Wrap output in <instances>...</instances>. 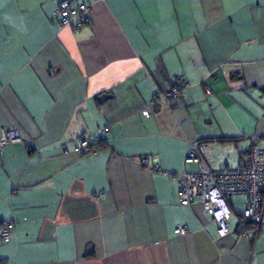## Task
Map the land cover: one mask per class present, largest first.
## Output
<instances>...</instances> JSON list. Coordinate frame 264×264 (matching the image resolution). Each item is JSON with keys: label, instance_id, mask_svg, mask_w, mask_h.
Listing matches in <instances>:
<instances>
[{"label": "crops", "instance_id": "0c3cea01", "mask_svg": "<svg viewBox=\"0 0 264 264\" xmlns=\"http://www.w3.org/2000/svg\"><path fill=\"white\" fill-rule=\"evenodd\" d=\"M60 1L0 0V125L22 137L0 148V264H264V226L218 240L140 161L196 172L185 156L205 141L212 168L233 167L264 144V0H98L77 33ZM176 75L172 109L158 95ZM100 127L97 155L72 150Z\"/></svg>", "mask_w": 264, "mask_h": 264}, {"label": "built area", "instance_id": "2783aa9c", "mask_svg": "<svg viewBox=\"0 0 264 264\" xmlns=\"http://www.w3.org/2000/svg\"><path fill=\"white\" fill-rule=\"evenodd\" d=\"M98 0H61L56 18L62 26H71L77 33L89 21V12ZM186 78L181 75L173 76L171 85L166 92L158 95V100L167 103L172 109L186 87ZM109 133L108 127H100L93 133H84L76 137L73 151L78 154L97 155L100 144ZM22 141L19 129L14 125H0V148L7 144ZM65 149L66 145H62ZM249 160L241 165L212 168L214 156L210 144L205 141L191 142L185 156V163L197 165L196 172L173 174L160 166L150 164L149 158L140 159L142 165L151 171H157L177 179V196L181 204L192 205L199 203L210 215V221H216L217 239H222L233 231L230 223L235 222L240 234H247L250 227L260 229L264 226V144L259 138L252 136L249 150ZM246 196L242 211L233 207L235 195ZM101 196V195H99ZM178 234H186L188 228L178 225ZM15 237V222L10 219L2 221L0 228V245L9 243Z\"/></svg>", "mask_w": 264, "mask_h": 264}, {"label": "trees", "instance_id": "16d2710c", "mask_svg": "<svg viewBox=\"0 0 264 264\" xmlns=\"http://www.w3.org/2000/svg\"><path fill=\"white\" fill-rule=\"evenodd\" d=\"M103 142H104V141H103ZM103 142H102V143H103ZM102 143L100 144V149H101V145H102ZM4 220H5V219H4ZM2 221H3V220H2ZM2 221H1V225H2Z\"/></svg>", "mask_w": 264, "mask_h": 264}, {"label": "rangeland", "instance_id": "374dc122", "mask_svg": "<svg viewBox=\"0 0 264 264\" xmlns=\"http://www.w3.org/2000/svg\"><path fill=\"white\" fill-rule=\"evenodd\" d=\"M243 207H240L239 209L241 210Z\"/></svg>", "mask_w": 264, "mask_h": 264}]
</instances>
